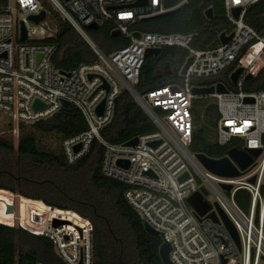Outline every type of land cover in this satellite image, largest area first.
<instances>
[{"label":"built area","instance_id":"1","mask_svg":"<svg viewBox=\"0 0 264 264\" xmlns=\"http://www.w3.org/2000/svg\"><path fill=\"white\" fill-rule=\"evenodd\" d=\"M43 1L87 42L95 55L93 61L70 70H61L54 64L57 45L43 41L54 34L46 32L44 21L36 25L28 19L30 14L44 9ZM134 1L7 0L0 7V112L16 123L31 125L57 115L64 100L74 105L86 129L61 141L66 162L76 163L89 152L93 140L100 142L103 174L128 186L123 193L125 200L141 220L158 232L161 243H169L172 264H222L223 260L225 264H264V90L243 89L246 75L255 77L264 69V32L256 31L244 20L247 8L260 0L212 2V15L219 14L233 25L229 33L232 36L225 43L220 35L203 42L197 39V32L139 31L135 37L133 33L138 30L132 27L136 22L168 9L164 0H146L143 6H132ZM236 7L240 8L237 18L233 15ZM20 22L27 30L25 41L19 40ZM108 22L113 25L111 33L118 30L129 42L104 52L87 36L85 28L95 24L99 29ZM162 47H180L188 52L191 60L181 73L182 83L137 94L133 85L138 81L146 49ZM232 63H236L234 70L242 68L235 91L223 84L227 92H192V79L214 77ZM123 90L134 97L157 127L137 136L133 146L113 144L101 136V130L113 119L115 101ZM197 98L209 99L216 105L214 140L218 145L235 143L232 147L260 149L240 175H217L188 152ZM35 100L43 107L33 108ZM185 172L187 176L180 179ZM221 184H230L231 189L224 190ZM202 186L208 192L204 199L212 205L211 210L218 215L213 206L217 202L235 227L240 248L222 222H213L207 213L198 217L187 202ZM239 189L250 195L246 211L234 200ZM210 192L214 201L209 200ZM43 204L50 211L44 228L31 230L20 225L30 233L48 236L54 252L65 264H93L90 221L75 212ZM56 219L60 225H54Z\"/></svg>","mask_w":264,"mask_h":264},{"label":"trees","instance_id":"2","mask_svg":"<svg viewBox=\"0 0 264 264\" xmlns=\"http://www.w3.org/2000/svg\"><path fill=\"white\" fill-rule=\"evenodd\" d=\"M183 0H164V6L171 9ZM214 0H186L185 5L173 14L158 18H144L136 22L132 30L142 32H197V39L208 42L221 33L229 34L233 25L217 14L207 18L205 12ZM7 0H0V7ZM43 7L51 6L43 1ZM57 30L43 41L57 45L54 64L61 70H70L86 61H93L95 55L87 42L73 26L60 15L53 13ZM244 20L256 31L264 32V0L247 8ZM112 23L103 30L116 43L126 45L129 40L123 35L112 36ZM87 30L94 31L90 28ZM38 41V40H34ZM188 52L180 47H162L157 54L145 57L140 68L138 81L133 85L139 95L182 83L181 69ZM236 63H232L220 74L202 79H192L194 86L224 84L235 91L229 74ZM246 91L264 90V69L257 76L243 83ZM194 129L187 150L191 154L203 153L211 158L223 157L227 150L236 145L220 146L214 140V126L218 117L216 105L206 98L194 101ZM37 130L50 133L58 141V148L42 147L32 132H21L17 145L12 139L0 138V189L18 193L20 196V224L31 230L41 229L43 222L34 223L30 210L50 216L49 207L69 210L87 219L92 227L93 264H163L158 253L161 238L148 234L138 213L124 198L127 185L103 174L101 163L103 146L93 140L89 152L74 164H68L60 150L63 139L86 129V122L80 111L72 104L61 109L54 117L31 124ZM157 129L147 112L126 90L121 91L115 101L112 121L101 130V136L113 144H125L144 133ZM43 202H41V201ZM234 200L238 207L247 210L250 195L239 189ZM40 213V215H41ZM66 216V215H64ZM72 218V216H68ZM46 224V225H47ZM65 264L53 249L51 239L37 235L17 226L0 223V264Z\"/></svg>","mask_w":264,"mask_h":264},{"label":"water","instance_id":"3","mask_svg":"<svg viewBox=\"0 0 264 264\" xmlns=\"http://www.w3.org/2000/svg\"><path fill=\"white\" fill-rule=\"evenodd\" d=\"M146 4V0H136L132 3V6H143ZM185 5V3H182L176 7H173L171 9L166 10L165 12L161 13V14H157L155 16H152V18H158L162 15H166V14H173L175 13L177 10L181 9L183 6ZM240 8L236 7L233 9V15L235 18L238 17ZM207 18L212 17V10L209 7L206 12H205ZM46 17V10L42 9L38 14H30L28 16V19L31 20L34 24H39L41 21H43ZM88 28L90 29H97V25L95 24H90L88 26ZM20 37L19 40L20 41H25L27 40V30L25 28V25L20 22ZM140 34L139 31H136L133 33V35L135 37H138ZM112 36H119L120 33L118 30H114L111 33ZM232 34L229 35H225V33H221L220 34V39L223 43L227 42L228 40H230ZM160 51L159 48H148L145 51V57L152 55V54H157ZM191 58H187L185 64L183 65L182 69H181V73L183 74L186 67L189 65ZM242 71L241 67H237L233 72H231L229 78L230 81L233 85L236 84L237 79L240 75ZM251 78V75H246L245 79H249ZM214 91L217 92H227V88L222 84V83H217L215 85H210V86H193L192 88V92L194 94L197 95H206V94H210L213 93ZM246 100H249L248 98H246ZM69 103L68 101L64 100L62 102L63 107L67 106ZM43 107V104L38 101L35 100L33 102V108L37 109ZM98 112H101V108H98ZM137 143V137L132 138L131 140L127 141L124 145L125 146H133ZM78 146L75 147V149ZM260 153V149H250V148H246V149H239L237 147H230L227 150V155L223 156L221 158H211L208 157L207 155L203 154V153H195L194 157L196 158L197 161H199L206 169H208L209 171L217 174V175H221V176H230V177H235L240 175L241 170L246 169L250 163L253 161V158L257 157ZM127 163V162H126ZM187 176V172H185L180 179L184 178ZM251 181H254V178H251ZM221 187L224 190H230L231 189V185L230 184H221ZM208 192L205 189V187H200L198 191L194 192L193 194H191L188 198H187V202L189 203V205L194 209L195 213L198 215V217H202L204 216L206 213V216L209 217L213 222L215 223H220L222 222L223 225L226 227V229L229 231L230 235L233 237L236 245L238 248H240V241H239V237H238V233L235 229V227L233 226V224L231 223V221L228 219V217L225 215V213L222 211V209L219 207L217 202L213 203V206L215 207L218 215L216 214V212L214 210H211L212 205L207 202L204 199V196H207ZM3 203L5 205L4 211L5 213L9 214V213H13L14 212V207L13 204H9L7 202ZM30 219L32 222L34 223H40L41 222V215L36 212L35 210H30ZM142 221V225L144 230L150 234V235H158V232L155 231L153 228H151L146 221L141 220ZM61 223L60 220H54V225L56 226L57 224ZM169 251H170V245L168 242H162L159 245L158 248V253L159 256L161 258V261L163 264H172V262L170 261L169 258ZM226 260L222 261V264H225Z\"/></svg>","mask_w":264,"mask_h":264},{"label":"rangeland","instance_id":"4","mask_svg":"<svg viewBox=\"0 0 264 264\" xmlns=\"http://www.w3.org/2000/svg\"><path fill=\"white\" fill-rule=\"evenodd\" d=\"M53 13H56L59 15V13L54 9H51V11H48V10L46 11V17L43 20L45 22L43 24V28L46 30L47 33L55 34L57 30V25L54 19L52 18ZM94 32H96L97 34H94ZM85 33L104 52H106V50L108 49H113L114 47H117V46H111L113 43V40H111V38L108 37V35L103 30L95 29L94 31H90L85 28ZM21 132H32L33 134H35L36 138L38 139L42 147H46V148L52 147L54 149H56V147L58 148V143H57L58 141L55 139L54 135L39 131L37 130L35 126L29 125V124L16 123L12 121L7 115L0 112V138L12 139L14 146H16ZM0 180L8 181V178L0 177ZM0 192L5 194L9 198V200H6V199L5 200L7 202H11L10 204H13V207H14V212L11 213V215L13 216L12 219L10 221H7L8 223L7 222H0V223L10 225V226H15V227L19 226L23 228L19 223L20 216H21L19 198L21 195H19L18 193L12 192V191L5 190V189H0ZM209 200L211 201L215 200V196L211 192L209 193ZM1 202L2 201H0V203ZM2 206L4 210L3 202H2ZM41 216H42V213H41ZM43 218H44V222H43L41 229L44 228L47 224V217H46L45 210L43 212ZM60 224L61 223L57 225H60Z\"/></svg>","mask_w":264,"mask_h":264},{"label":"bare ground","instance_id":"5","mask_svg":"<svg viewBox=\"0 0 264 264\" xmlns=\"http://www.w3.org/2000/svg\"><path fill=\"white\" fill-rule=\"evenodd\" d=\"M5 199L6 200H9V198L5 194H3V193L0 192V201L3 202V200H4V202H7ZM2 202L0 203V222H7V221H10L13 216L11 215V213H9V214L5 213V211L3 210ZM7 203L10 204L11 202H7ZM4 208H5V205H4ZM70 219L71 218H69V220Z\"/></svg>","mask_w":264,"mask_h":264},{"label":"crops","instance_id":"6","mask_svg":"<svg viewBox=\"0 0 264 264\" xmlns=\"http://www.w3.org/2000/svg\"><path fill=\"white\" fill-rule=\"evenodd\" d=\"M93 30H95V29H93ZM94 34H97V33L94 32ZM111 46H117V45H116V43L113 42ZM114 48H117V47H114ZM114 48H113V49H114ZM110 50H112V49H108V50H106V52H108V51H110Z\"/></svg>","mask_w":264,"mask_h":264}]
</instances>
